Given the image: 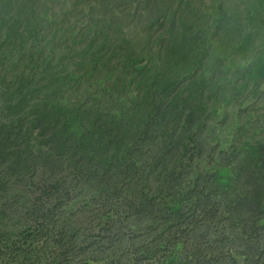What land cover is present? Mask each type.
<instances>
[{
  "label": "rangeland",
  "instance_id": "rangeland-1",
  "mask_svg": "<svg viewBox=\"0 0 264 264\" xmlns=\"http://www.w3.org/2000/svg\"><path fill=\"white\" fill-rule=\"evenodd\" d=\"M104 123L160 145L195 131L201 171L241 162L264 140V0H0V264H126L151 239V217L75 166ZM247 209L220 207L214 264H264L243 253Z\"/></svg>",
  "mask_w": 264,
  "mask_h": 264
},
{
  "label": "trees",
  "instance_id": "trees-1",
  "mask_svg": "<svg viewBox=\"0 0 264 264\" xmlns=\"http://www.w3.org/2000/svg\"><path fill=\"white\" fill-rule=\"evenodd\" d=\"M185 126L183 131H187ZM104 127L100 138L90 139L73 159L75 166L82 167L78 171L84 178L88 176L89 181L96 178L94 172L101 173L92 184L99 188L102 199H129L127 205L139 218H152L151 226L147 227H151L149 234L154 233L153 236L143 240L144 244L135 249V256L128 258L126 264L132 261L136 264L142 261L148 264L216 263L218 257L230 251L212 244L216 240L223 244L227 235L215 239L209 236L221 206L231 214L232 209L238 213L243 205L248 206V216L243 218L245 237L242 239L246 248L243 253L254 255V262L264 257V238L257 232L254 219L257 212L264 213V140L250 143L241 162L237 161V153L231 159L220 155L218 168L209 173L201 171L193 162L195 131L187 136V141L185 135H177L178 131L173 130L160 145L157 138L148 139L149 129L135 133L118 123L113 127L104 123ZM222 161H228L232 167L224 177L219 172ZM191 165H197V173L193 182L192 178L187 182L185 175ZM111 170L112 175H108ZM151 180L157 184L151 185ZM182 193L194 197L190 205L179 200ZM212 195L222 198L212 201ZM227 198L234 206L228 208Z\"/></svg>",
  "mask_w": 264,
  "mask_h": 264
}]
</instances>
